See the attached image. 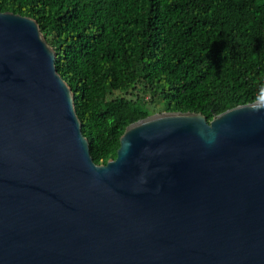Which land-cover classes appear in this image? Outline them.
I'll use <instances>...</instances> for the list:
<instances>
[{
	"label": "water",
	"instance_id": "1",
	"mask_svg": "<svg viewBox=\"0 0 264 264\" xmlns=\"http://www.w3.org/2000/svg\"><path fill=\"white\" fill-rule=\"evenodd\" d=\"M56 56L0 10V264H264V99L151 114L97 164Z\"/></svg>",
	"mask_w": 264,
	"mask_h": 264
},
{
	"label": "trees",
	"instance_id": "2",
	"mask_svg": "<svg viewBox=\"0 0 264 264\" xmlns=\"http://www.w3.org/2000/svg\"><path fill=\"white\" fill-rule=\"evenodd\" d=\"M0 10L38 21L97 164L151 114L211 121L264 99V0H0Z\"/></svg>",
	"mask_w": 264,
	"mask_h": 264
},
{
	"label": "rangeland",
	"instance_id": "3",
	"mask_svg": "<svg viewBox=\"0 0 264 264\" xmlns=\"http://www.w3.org/2000/svg\"><path fill=\"white\" fill-rule=\"evenodd\" d=\"M158 107H161V105L159 104ZM159 113V112H158Z\"/></svg>",
	"mask_w": 264,
	"mask_h": 264
}]
</instances>
